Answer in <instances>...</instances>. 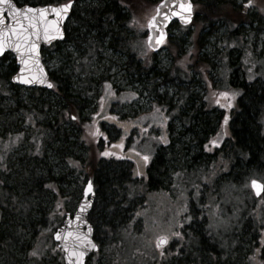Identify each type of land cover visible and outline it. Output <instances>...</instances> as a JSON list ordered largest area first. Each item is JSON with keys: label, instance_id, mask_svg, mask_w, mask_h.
<instances>
[{"label": "rangeland", "instance_id": "374dc122", "mask_svg": "<svg viewBox=\"0 0 264 264\" xmlns=\"http://www.w3.org/2000/svg\"><path fill=\"white\" fill-rule=\"evenodd\" d=\"M150 1L131 0L133 4L132 10L124 3L127 11L131 10L129 20L116 16L112 21V25L115 28V33L128 35L133 39L132 49L138 54L137 57L142 62H147L146 60H150L153 56L155 57L153 61L156 66V72L164 73L172 67L169 55L170 49L172 52L173 49L172 47H167L159 53L153 54L147 47V28L145 23L161 0ZM218 1L221 0H216V2ZM81 2L80 5L83 4V0ZM228 2H230V6L231 3L234 4L237 14L249 18L252 22H244L237 25L233 23L228 26V24L218 21L211 26L205 27L200 19H197V7H195V19L191 26L180 27L178 24H174L169 30V42L178 40L182 42L183 48L187 50L190 46L188 39H190L193 45L189 48L188 51L190 52L188 54L197 53L199 48L202 56L210 59L216 65L215 75L212 78L214 82L207 89L208 103H206V106L210 107V109L213 106L221 107L220 105H224L225 99H227L219 96L220 93L215 94L212 88L218 87L217 89H219V84L221 83V86H223V81L225 84L226 80L228 81L235 73L238 76H236L238 82L252 83L250 86L256 85L261 89L264 85V0H254V6L248 8L243 6L245 0H229ZM226 10L227 8H225ZM195 20H197L196 23ZM234 30L236 34L231 33ZM218 52H221L223 57ZM51 55L54 56V53H51ZM102 55L104 58L102 57L103 60L100 61L97 68L104 69L103 71L109 77V82L104 87L106 94L103 101L100 100L97 104L92 105V107L97 106L96 113H99V115H91V120L93 117L101 119L100 112L106 104L105 101L114 102V104L109 105L110 112L108 115L115 117V119H112V117L107 119V122L114 126L107 125L106 128L109 129L107 133H109V137L115 145L122 144L123 146L104 150L115 155L102 156L98 164L99 171L97 175L100 178L95 183L97 186L96 200L89 216V222L93 226L94 238L99 245V252L89 257L86 264H181L182 261L180 262L179 259L171 261L170 258L175 251L178 253L177 258H179L180 252L178 251L184 249L182 245L183 236L175 237L172 233L177 232L179 228H184V236L191 238L189 225L194 222L192 228L194 227L196 230L201 227L203 220L206 221L208 226L204 229L208 235L205 232H200L203 234L201 240L205 238V245L211 246L213 250H218L220 255H224L229 246L233 250L240 248L235 253L237 255L242 254V256L238 259H231L227 264H264L262 235L259 237L257 232H255L259 242L258 240L255 242L247 235L251 223L246 218L245 211L247 210L250 215H253L252 211L247 208V206H250V199H243V195L239 191L248 193L249 190V194L252 197L249 189L250 181L257 179L264 183V175H260L257 169H248L245 172L249 173V176L245 175V177L249 178L247 180H238L237 185H240V189L236 188V185L234 187L226 186L225 183L229 181V178H219L218 174L230 171L229 163L217 158L216 160L214 159V163L205 169L204 167L208 164L206 157L196 162L193 161V157L198 155L199 150L195 143L192 142L193 138L188 135V132H185L181 119L176 114L171 113V116L168 115L169 113L167 114L165 107L155 103L156 100L161 99L160 96H164L162 102L166 105L172 106L175 104L177 102V90L175 87L170 83L164 84L162 78H158L156 83L160 86L158 88L160 98H153L148 91L143 89L145 83L133 82L128 77L127 57L125 55L113 52L110 49L106 53L103 52ZM8 58H3L4 63L0 64V136L9 140L11 138L9 133H15V131L20 130L26 134V137L30 138L29 133L31 130H36V127L33 122L23 123L25 116L22 109L24 104L34 99L30 95L33 91L13 86L10 83L14 73L12 74L9 68L11 60ZM184 58H182V61L187 63L188 60L185 61ZM177 63L179 66L181 65V62L177 61ZM54 64L52 59L48 58L45 61V65L50 71ZM183 66L185 65L183 64ZM220 72L221 78L219 76ZM194 78L195 81L198 80L197 76ZM108 85H111V90L114 88L113 93L119 92V96L115 95V98L113 95H109L110 89ZM225 87L231 90L229 93L237 92L241 94L242 91L243 94L241 88ZM195 91L198 96L203 95L205 92L201 87H196ZM132 93H135V95H131ZM217 98L221 99L219 104L215 103ZM117 101L124 104L122 111L117 110V106H119ZM37 108L40 109L38 104ZM157 108L160 109V112L156 111ZM186 112L185 109L182 110V113ZM82 115L79 114L78 116L77 113L74 116H78V119L82 122ZM210 116L214 117L215 113ZM46 118L51 119L52 117L47 115ZM91 124V121L88 122L84 128L91 129ZM161 136L167 139V144L161 142L159 139ZM77 138L74 135L71 140L74 141ZM221 139L223 137H219L220 143H223ZM2 140L0 138V146L4 150L0 151V156L2 154L3 156L9 155L12 144H3L1 143ZM158 146L165 147L164 150L159 152V155H162L164 165L169 167V183L157 191L150 190L151 192L131 198L126 192L130 188V185L126 184L129 179H127V176L120 178V171L128 170L132 179L130 180L132 181L130 182L131 187L133 184L136 186L142 181V177H139L136 173L137 171H142L143 160L140 157L135 158L128 151L129 147L131 149H139L144 155L150 156L156 154ZM13 147L14 149L7 158L9 174L6 177L3 175L0 177V182L4 181L2 186L0 183V232H4L5 235L4 241L1 243L0 264H14L16 259L17 264H64L63 255L56 243H54L53 236L58 229L59 222L61 225L64 219L65 206L61 201L56 202L55 206H53L52 195L39 196V189H33L32 191L35 194L31 195L28 190H24L26 188H24L25 184L22 185V182L25 181H22L23 178L20 175L25 167V147L22 143L20 145L14 144ZM88 147L86 142L85 147L75 150L76 155H79L82 160L86 159L87 155H89ZM46 155L49 161H52L51 167L47 168V171L41 170L38 176L44 177L45 174H50L54 177L63 178L64 181H61L59 185L62 190H66L65 197L70 200L71 204L67 206V209L70 214H73L79 201L73 200V195H80L76 190L79 180L82 185L80 192L82 194L83 187L87 178H89L85 173L88 169H80V161H75L77 165H80V172L72 171L69 166L74 167V164L71 163L74 160L67 161L68 165L59 161V169L57 167L58 164L53 160V149L50 151L47 148ZM237 155H241V152L237 151ZM210 162L213 161L210 160ZM112 166H114L116 174L113 173L111 177L112 173H106L105 167L109 168ZM243 168L241 164L237 165L233 170L241 173L244 171ZM49 169L51 170L50 172ZM197 170L202 175H199L196 172ZM161 172H165V169L161 168ZM84 173L85 179L83 180L82 176ZM103 174L109 177L108 181L101 177ZM192 174H198V178L195 179H200V186L192 183V180H190ZM92 176H96V173ZM217 177L219 178L218 180ZM156 178L161 181L159 175ZM143 179L146 181L145 176ZM210 179L211 181L215 179V183L211 184ZM26 182L32 188L33 182L31 183L30 180ZM111 182L115 185L114 187L111 186ZM162 183L164 182L162 181ZM109 185L111 187L110 190L108 188ZM9 190L15 192L14 195H16L18 200L22 198L24 193H28L29 197L26 196L28 203H19L14 198V195L9 196ZM114 199L118 202L113 207L116 214L115 216L113 214L106 216L105 208L108 202ZM263 199L258 200L259 205H264ZM117 205L118 207H116ZM56 212H58V216ZM58 217L60 220H58ZM106 221L108 223L111 222L114 227L117 226L115 229L121 235L119 240L112 241L108 246L107 242L114 238L115 233H113V237L105 235L104 222ZM242 224L246 226L242 227ZM160 236H168L170 241L169 246L163 249L164 255H161V249L156 247L157 238ZM226 238H229L227 244H225ZM14 239H20V241L15 244V247H12L14 253L12 258L9 254L11 251L10 242ZM24 246L26 251L22 250ZM34 250L37 252L36 256L31 255ZM229 251L232 250L229 248ZM7 258L9 259L8 261H6ZM218 259V257L213 256V260L216 262L212 260L210 262L217 264L219 263L217 262ZM222 262L226 263L224 260Z\"/></svg>", "mask_w": 264, "mask_h": 264}, {"label": "trees", "instance_id": "16d2710c", "mask_svg": "<svg viewBox=\"0 0 264 264\" xmlns=\"http://www.w3.org/2000/svg\"><path fill=\"white\" fill-rule=\"evenodd\" d=\"M72 1H74L75 4L70 19L65 27V40L62 43H57L51 48H47L44 52L45 61L49 58L55 63L52 70H49L54 87L48 92L34 90L30 93L31 97L34 99L23 105L22 111L25 116L23 123L26 124V122H33V125L36 127V130L34 131L29 128V130H31L29 134L32 139L31 137H26V134L20 130L15 131V133L7 132L11 135L9 140H6V137L2 138L0 136V138L3 139L1 143L12 144L9 155L14 149V144L20 145L22 143L25 147V167L20 175L21 178H23L22 181H25L22 182V185L25 184L24 188L26 189L24 190H28L30 195L35 194L32 191L33 189H39L38 194L42 197L52 195L53 206H55L56 202L60 201L62 204L66 201L67 206L71 205L69 202L70 200L65 197L66 190H62L59 185L61 181H64L63 178L54 177L50 174H45L44 177L38 176L41 170L47 171V168H50V165L52 164V161H49L48 156L46 155L47 148L50 151L53 149V160L58 164L57 167L60 166L58 163L59 161L62 164H65L67 161H80V169L87 168L88 171L84 172L88 177H91L96 173V176H92L94 182L98 181V178H100L99 175H97V172L99 171L98 164L102 157L100 153L106 149L112 148L114 145L112 140H110L109 133H103L104 136H107V141H105L102 136V138L99 137V140L95 143V138L89 135L91 129L83 127L80 132H77L79 134L74 131V127H72V131H68L61 121V109L66 110L68 115H76L78 113L79 116V114H83V123L90 122L91 115L97 114V106L92 107V105H95V103L97 104L102 97L105 98L106 91L104 90V87L109 82V77H107V73L103 71L104 69L97 67L99 66L100 61L104 58L102 55L103 52L106 53L109 49L113 52H119L127 57L126 67L128 77L133 82L139 84L145 83L143 89L148 91L153 98L156 97L158 99L159 97L158 88L160 86L156 83L158 78H162L164 84L170 83L175 87L177 90V102L175 104L172 106L166 105L162 102L164 96H160L161 99L156 100L155 103L161 107H165L167 114L169 113L168 115L171 116V113L176 114L177 117L181 119V123L185 127V132H188V135L193 138L192 142L195 143L199 150L198 155L193 157V161L196 162L197 160L206 157L208 159V164L204 167L205 169H207L210 164L214 163L217 158L222 159L224 162H228L231 170L227 173H219L218 177L229 178V181L226 182L225 185L228 187H234L236 185V188L238 189H240V185H237L238 180H247L249 178L245 177V175L249 174L246 173L245 170L257 169L260 175H264V85L261 89L256 85L250 86L252 83L247 84L244 81L238 82V76L235 73L228 79V81L226 80L225 84L223 81V86H221L220 83L219 89H217L218 87H215L212 88V90L215 94L221 92L229 93L231 90L225 86H232L235 87L234 89L241 88L243 94L241 91V94L236 95L235 98H232L230 95L225 99L224 105H227L229 100L231 101L232 107L230 108L213 106L212 109H210V107L206 106V103H208L207 89L214 82V79L212 78L213 75H215L214 70L216 69V65L210 59L202 56L199 48L197 53L189 56L188 52L190 51L188 50L193 45L190 39H188L190 46L187 50L183 48L182 42L178 40L171 42L168 41L169 43L167 42L166 45H169H165L164 48L172 47L173 49L172 52L169 48L172 67L164 73L156 72V66L153 61L155 57L152 56L150 60H146L147 62H142L137 57L138 54L132 49L133 39L128 35L115 33V28L112 25V21L116 16L129 20L131 10L133 9L131 0H83V4L81 5L80 2L82 0ZM145 1L151 2L150 0ZM228 1L229 0H221L218 2H216V0H193L194 6L197 7V19H200L205 27L211 26L218 21L224 22L228 24V26L233 23L237 25L244 22H252L249 18L237 14L238 12L236 11L234 4L231 3L230 6L229 3L231 1ZM15 2L22 6H38L65 3L67 0H15ZM124 3H126L131 10L127 11V7ZM225 8H227L226 11ZM196 21L197 20H195V23ZM231 33L236 34V31L234 30ZM51 53H54V56L51 55ZM218 54L222 55L221 52H218ZM47 56L49 57L47 58ZM185 56L188 57L187 63H184L185 66H179L177 61L181 62L182 58ZM6 57L10 58L11 64L9 68L12 74H15L17 71L15 60L10 55H6L4 59ZM219 57L222 58L223 55L222 57ZM3 63L4 60L2 58L0 64ZM196 76L198 77L197 81H195L194 78ZM219 76L221 78V72ZM196 87H201V89L205 91L204 94L201 96L196 95ZM113 92L114 88L112 90L110 88L108 94ZM115 95L119 96V92L116 91L114 93L113 96L116 98ZM219 100L221 102V99ZM37 104L40 106V109L37 108ZM123 105L124 104L119 102L117 110L122 111ZM19 109L21 108L19 107ZM183 109L187 112L182 113ZM213 113H215V116H210ZM225 114L229 117L226 126L223 124ZM47 115L52 118L47 119ZM69 123L72 125L74 124L72 121ZM222 131L227 132L225 138L222 136L223 139L221 140L223 143H220L219 147H212V145L209 144V141L217 139V134L222 133ZM74 135L78 138L77 140L72 141L71 138L74 137ZM85 140L89 146L87 148L89 155H87L88 157L86 159L82 160L79 155H76L75 150L85 147ZM205 145H208V149H205ZM159 148L162 149L159 150ZM164 148V146H160L156 150V167L149 170L148 181L141 182L136 186L133 184L131 187L130 182L132 181L130 180L132 179L130 178V172L128 170L120 171V178L127 176V179H129L126 184L130 185V188H128L126 192L131 198L134 196L138 197L143 193L151 192L150 190L157 191L165 184L169 183V167L164 165L163 157L162 155H159V152L164 150ZM1 150H4L2 146H0V151ZM237 151H240L241 155H237ZM9 155L3 156L2 154L0 156V171L1 169L4 171L7 169L6 173H0V177L2 175L6 177L9 174L7 163ZM210 160L213 162H210ZM241 164L244 167L243 172L239 173L238 171L233 170V168ZM66 165H68V163H66ZM161 168H164L165 172L162 173ZM70 169L74 168L70 167ZM105 169L106 173H112L111 177L113 176V173H115L114 166L109 168L105 167ZM50 171L51 170L49 169V172ZM196 172L199 173L198 170ZM85 173L82 176L83 180L85 179ZM104 174L101 177H103L105 181H108L109 177ZM158 175L161 177V181L156 178ZM199 175L202 174L199 173ZM218 177L217 180L219 179ZM195 178H198V174H192L190 180H192L194 185L200 186V179ZM29 180L31 183L33 182L32 188L31 185L26 182ZM162 181L164 183H162ZM79 182L81 181L79 180ZM211 182V184L215 183V179ZM2 183H4L3 180ZM68 184L70 183L68 182ZM184 184L186 185V183ZM48 185H52V187L50 188ZM111 186L114 187L115 185L112 184ZM108 188L110 190V185ZM239 191L241 195H243V199H250V206H247V208L253 213V215H250L247 210L245 211V214L247 215L246 218H248L251 223L247 235L251 237L252 240H255V242H257V240L259 242L257 235H255V232H257L259 237L262 235V241H264V205H259L258 201H255L253 197H251L249 190L248 193H243L241 190ZM9 192V196L15 194L12 190H9ZM29 194L24 193L20 200L17 199L16 195H14V198L19 203H28L27 197H29ZM73 196L72 197L75 200L79 198V195ZM115 204H118L115 199L108 202L105 208L106 216L112 214L115 216L116 213L113 208ZM116 207H118V205ZM56 215L58 216V212H56ZM58 220H60L59 217ZM106 222H104L105 235L107 234V236L113 237V233H115L114 238L107 242L108 246L112 241L119 240L121 235H119V232L115 229L117 226L114 227L113 224L111 225V222ZM193 223L194 222L189 225V228L191 229V238H186L184 236V228L177 229V232L183 236L182 245L184 246V249L178 251L181 255L179 254V258H177L180 262L182 261L181 264H209L211 263V260L216 262L213 260V256L219 258L217 261L219 263L217 264H227L231 259H238L242 256V254L237 255L235 253L238 252L240 248L238 247L236 250H233L229 246L230 244L228 246L232 251H229V248L227 247V252L224 255H220V252L218 250H213L211 246L205 245V238L204 240H201L203 234L200 232H205V234H207V232L204 231V229L208 227L206 221H202L201 227L196 229L197 231L194 227L192 228ZM107 226L108 228H106ZM244 226L246 225L242 224V227ZM4 238V232L1 231V251V243L4 241ZM238 238L240 241V235ZM225 240V244H227L229 238H226ZM18 241H20V239H14L10 242L11 251L9 254L12 258L14 256L12 247H15V244ZM262 246H264V243H262ZM22 248L23 251H26L25 246ZM209 253L212 254V256H209ZM8 260L9 259L7 258L6 261ZM223 260L226 263H223ZM213 262L211 264H213ZM14 264H17V259L14 261Z\"/></svg>", "mask_w": 264, "mask_h": 264}, {"label": "snow or ice", "instance_id": "6c2138e0", "mask_svg": "<svg viewBox=\"0 0 264 264\" xmlns=\"http://www.w3.org/2000/svg\"><path fill=\"white\" fill-rule=\"evenodd\" d=\"M245 8L253 7L254 0H245L243 5ZM72 7V0H67L66 3H58L55 5H50L42 8H34V7H18L14 0H0V55H3L6 48L13 49L18 54V59L21 65H28L31 61L35 66H39V52L37 51V43L36 41L43 37L46 41H51L55 38H63V31L61 30V22L66 18L69 13V10ZM165 7V0H161V4L156 8V14L153 15L148 21V28L157 30V37L155 40V46L160 45L164 42L165 33L163 32V24L169 21L172 17H178L182 22L189 23L191 21V13H192V4L191 0H171V3L167 5L168 10L165 12H161V8ZM49 15L53 18L49 19ZM157 17H162L160 23H157ZM10 20L11 23H7ZM35 37V39H33ZM151 42L152 37H148ZM150 47H153L151 43ZM191 53H189L190 55ZM185 61L188 60V57L185 56ZM184 61H181V65L183 66ZM27 71L28 75L25 76L23 73ZM20 73L16 76H13V81H18L22 84H32V83H40L47 84L48 88L54 87L52 83L47 82L44 78H37L33 69L24 68L20 69ZM108 88H111V85H108ZM114 95V93H109ZM239 93L233 92H221L219 95L221 97L228 98L230 95L232 98H235ZM131 95H135L132 93ZM103 101V97L101 98ZM215 103L219 104L220 100L217 98ZM221 107H232L231 101L227 103V105H220ZM157 112H160V109H156ZM99 115V113H97ZM72 120H75L76 117L70 116ZM115 119V117H112ZM166 119V118H165ZM229 117L225 114L223 124L226 126L228 124ZM89 135L93 138L97 136H103L104 140L107 141V136L100 131L99 128H94L89 132ZM227 135L226 131H222V133H218L217 139H212L209 141V144L212 147H219L220 140L219 137ZM161 142L167 144V139L163 136L159 138ZM123 145H113V147H122ZM205 148L208 149V145H205ZM210 150V149H209ZM101 156H110L115 155L114 153H110L108 151H104L100 153ZM137 155H140L137 153ZM142 160L147 166L150 157L148 155H142ZM137 175H141L139 171L136 173ZM252 189L256 196H260L262 192H264V183H260L257 180L251 181ZM48 187H52V185H48ZM92 182H87V187L85 191V195L92 192ZM90 206V202L84 203L80 205V212H84L85 209ZM75 219L77 221H81V216L77 213ZM190 219V217H188ZM71 224V221H69ZM91 226L88 227V232L91 233ZM173 236L180 237L181 234L179 232H173ZM55 239L60 241L63 240L67 242L69 239L73 241L72 250L69 251L67 243H65L64 251L68 252V264H83V258L85 256V251L82 249L84 247H90L95 249L97 245L93 243L91 240L87 238L86 235L79 233V225H77V232L73 234L71 231L61 232L57 231L54 233ZM169 237L168 236H160L157 238L156 247L161 249V255H164L163 248L168 244ZM264 243V241H262ZM259 251V249H257ZM32 256H36L37 252L34 250L31 253Z\"/></svg>", "mask_w": 264, "mask_h": 264}, {"label": "water", "instance_id": "95a60500", "mask_svg": "<svg viewBox=\"0 0 264 264\" xmlns=\"http://www.w3.org/2000/svg\"><path fill=\"white\" fill-rule=\"evenodd\" d=\"M170 3H171V0H165V7L161 8V12L167 11L168 10L167 5L170 4ZM160 4H161V2L155 7V10H154V14L153 15L156 14V8ZM191 4H192L191 21L189 23H184L178 17H172L169 21H167L166 23H164L162 30L165 33V39H164V42H162L158 46H155V40H156V37H157V30L155 28L149 29L148 28V21L149 20L147 21V24H146V28H147V41H146V43H147V46H148V48L150 49L151 52L158 53L165 46L166 42L168 41V37H169L168 28L170 27L171 24H173V23L176 22V23L180 24L182 27H187V26L191 25V23L193 21V18H194V5H193V1L192 0H191ZM46 6H50V5H43V6H23V7L42 8V7H46ZM73 7H74V2L72 1V7L69 10L68 15L61 22V30L63 31V38L62 39L61 38H55V39H53V40H51L49 42V41H46L43 37H41L39 40L36 41V43L38 45L37 51L39 52V66L38 67L35 66L31 61L29 62L28 65H21V63H20V61L18 59V54L13 49H11V48H6L4 54L3 55H0V59L5 54H8V53H10V54L13 55V57L15 58V61H16V65L18 67V71H17V73L14 76H16L18 74H21L20 73V69L22 67H24V68H31V69H33V71H34V73H35V75H36V77L38 79L42 77L47 82L52 83L50 81L49 71H48L47 67L45 66V64L43 62L41 50H42L43 47H49V46H51V45H53L55 43H61V42L64 41V39H65V26H66V24H67V22H68V20L70 18V15H71V12H72ZM52 18L53 17L51 15H49V19H52ZM161 20H162V17H157V23L158 24L160 23ZM7 23L10 24L11 21L8 20ZM149 36L152 37L151 42L148 39ZM33 39H35V37H33ZM150 43L152 45H154V46L153 47H150L149 46ZM23 75L27 76L28 75V72L25 71L23 73ZM11 82H12V84H14L16 86L25 87V88H29V89L41 88V89L51 90L53 88V87L52 88H48L47 87V84H40V83L22 84V83H19L18 81H13V79H11ZM89 181L92 182V180H89ZM258 182H260V181H258ZM92 186H93V182H92ZM86 187H87V183H86V185L84 187V190H83L82 200L79 203V205L77 207V210L74 213L73 217H71V215L68 214L67 217H66V219H65V221H64V223H63V225L57 231H61V232L71 231V232H73V234H75L77 232V225H79V233L80 234H83V235H86L89 240H91L93 243L96 244V242L93 239V227L91 226V224L89 223V221L87 219V217L89 216V214L91 213V211L93 209V205H94V201H95L96 195H95L94 186H93L92 192L88 193L87 196H86L85 195ZM251 189H252V186H251ZM262 193H261V195H262ZM260 196H256V197H260ZM87 202H90V206H88L85 209L84 212H80V205L81 204H84V203H87ZM77 213H79V215L81 216V221H77L75 219ZM69 221H71V224L69 223ZM89 226H91V228H92L91 233L88 232V227ZM53 239H54V242L58 244V247L61 250V252L64 254V262H65V264H68V252L64 251V247H65V243H67L68 248H69V251H71L72 250V247H73V241L71 239H69L67 242H65L63 240L58 241V240L55 239V236H53ZM82 250L85 251V253H86L85 256H84V258H83V264H86L87 258L91 254H93V253H95V252L98 251V245H97V247L95 249L90 248V247H84Z\"/></svg>", "mask_w": 264, "mask_h": 264}, {"label": "flooded vegetation", "instance_id": "af4514ba", "mask_svg": "<svg viewBox=\"0 0 264 264\" xmlns=\"http://www.w3.org/2000/svg\"><path fill=\"white\" fill-rule=\"evenodd\" d=\"M14 2H15V0H14ZM16 3V2H15ZM17 4V3H16ZM17 6H22V5H19V4H17ZM32 91H34V89H31ZM35 90H40V89H38V88H36ZM42 91H47L48 92V90H44V89H41ZM106 102V104H105V106H103L102 107V111L100 112V116H101V119H99L98 117H96V118H92V120H91V130H93L94 128H99L100 129V131L102 132V133H104V132H108V128H106L107 127V125L108 126H114L113 124H110V123H108L107 122V119L108 118H111L112 116L111 115H108V113L110 112L109 111V105H112V104H114V102H112V103H110L109 101H105ZM118 103H119V101H117ZM61 114H62V118H61V121H62V124L68 129V131H72V127H74V131L77 133V132H80V130L83 128V127H85V125H87V123H82L81 122V120L80 119H78V116L76 117V119L75 120H72V119H70L69 117L70 116H73V115H68L67 114V112H66V110H64V109H61ZM94 116H97V114H95ZM70 121H72L74 124L72 125L71 123H69ZM65 122H68V123H65ZM77 134H79V133H77ZM99 137L100 138H102V136H97V137H95V143H97V141L99 140ZM114 145H115V143H114ZM113 147V146H112ZM128 151H130V153L135 157V158H139L140 157V159H142L141 157H142V155H144L142 152H141V150H139V149H131L130 147H129V150ZM137 153H139L140 155H137ZM125 157V156H124ZM150 157V159H149V162H148V164H147V166H145V164H144V162H143V168H142V171L140 172L141 173V175H139V177H142V181L141 182H143L144 181V176H145V178H146V181H148L147 179H148V172H149V170H151V169H154L155 167H156V165H155V163H156V155H150L149 156ZM71 163H73L74 164V169H72L74 172H80V170H79V164L77 165L76 163H75V161H73V162H71ZM154 164V165H153ZM69 167H72L71 165L69 166ZM3 172H7V169L4 171L3 169H1V171H0V173H3ZM144 175V176H143ZM135 177V176H134ZM93 178V177H92ZM137 178V177H136ZM94 180V179H93ZM1 183V186H2V182H0ZM96 182H94V189H95V192L97 193V191H96V188H97V186H96V184H95ZM81 188H82V185H81V182H78V184H77V187H76V190L79 192V194L81 195ZM80 195H79V198L77 199V200H79L78 201V203L80 202V200H81V198H80ZM78 196V195H77ZM262 198V197H261ZM64 204H65V202H64ZM63 204V205H64ZM65 206V205H64ZM169 244H170V241L168 242V244H167V246L166 247H168L169 246ZM166 247H164V248H166ZM163 248V249H164ZM98 253V252H97ZM96 253V254H97ZM181 255V254H180ZM209 256H212V254H210L209 253ZM177 257H178V253L177 252H175V253H173L172 255H171V258H170V260H176L177 261ZM172 260V261H173ZM209 264H211V263H209ZM214 264V263H213Z\"/></svg>", "mask_w": 264, "mask_h": 264}, {"label": "bare ground", "instance_id": "6f19581e", "mask_svg": "<svg viewBox=\"0 0 264 264\" xmlns=\"http://www.w3.org/2000/svg\"><path fill=\"white\" fill-rule=\"evenodd\" d=\"M218 24V23H217ZM12 196V195H11Z\"/></svg>", "mask_w": 264, "mask_h": 264}]
</instances>
